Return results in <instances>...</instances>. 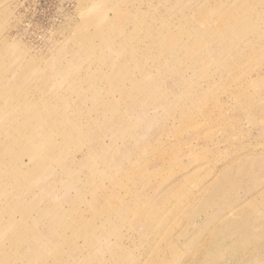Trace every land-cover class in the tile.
Here are the masks:
<instances>
[{
    "label": "rangeland",
    "instance_id": "374dc122",
    "mask_svg": "<svg viewBox=\"0 0 264 264\" xmlns=\"http://www.w3.org/2000/svg\"><path fill=\"white\" fill-rule=\"evenodd\" d=\"M0 264H264V0H0Z\"/></svg>",
    "mask_w": 264,
    "mask_h": 264
}]
</instances>
